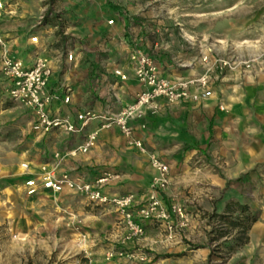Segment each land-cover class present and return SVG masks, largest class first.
<instances>
[{"label": "rangeland", "instance_id": "rangeland-1", "mask_svg": "<svg viewBox=\"0 0 264 264\" xmlns=\"http://www.w3.org/2000/svg\"><path fill=\"white\" fill-rule=\"evenodd\" d=\"M1 1L5 38L36 37L47 51L70 37L84 56L89 49L105 56L100 45L124 23L107 20L125 12L146 23L150 43L170 44L168 59L171 51L178 60L194 57L197 74L209 50L255 61L217 80L208 99L147 108L134 121L145 144L171 165L166 205L190 214L177 238L158 222L127 240L125 229L114 232L112 215L72 191L25 194L20 164L49 154L30 109L0 89V264H264V0ZM229 202L256 213L244 244L235 231L222 234L228 227L218 214Z\"/></svg>", "mask_w": 264, "mask_h": 264}, {"label": "built area", "instance_id": "built-area-1", "mask_svg": "<svg viewBox=\"0 0 264 264\" xmlns=\"http://www.w3.org/2000/svg\"><path fill=\"white\" fill-rule=\"evenodd\" d=\"M4 12V5L0 0V19ZM116 20L124 22L123 30L129 31L130 34L125 54L127 72L120 67L111 71L115 83L110 85L108 90L110 94H108L116 101L115 112L97 114L86 110L76 115V121L69 116H56L53 112V103L58 99V94L51 81L55 64L59 60L52 55L53 49L47 51L36 37H31V43L39 51H35L32 59L26 61L22 57L9 54V46L0 33V83L6 82L3 96L5 99L30 109L32 129L38 134L52 129H58L67 134L77 133L91 120L99 121L98 127L89 132L83 142L70 151L71 155L76 152H86L95 145L97 134L101 129L116 126L125 137L131 140L139 152L147 157L148 164L153 169L146 202L134 210L132 194H110L105 191L104 185L113 177L110 173H104L102 177L92 182L67 173L58 175L44 164L31 170L29 162H22L19 167L23 177L22 189L29 196H34L41 191L54 193L72 191L83 196L88 204L105 209L113 208L120 213L125 222L127 231L125 239L127 240L138 238L143 234L142 221L147 219L159 222L171 236L176 229L188 223L190 214L177 204L168 206L164 203L161 193L169 183V162L147 150L139 139L134 138L131 122L145 117L147 108L208 99L213 94L217 80H221L230 72L245 71L255 59L243 58L239 54L216 55L209 50L200 58L202 71L197 74L193 71L196 68L194 57L178 60V55L175 54L171 57L170 71H168L159 63L157 51L161 46L163 49L169 48L170 44L161 45L156 41L146 47L140 43V36L137 39L131 36L134 31L144 32L146 29L144 21L135 22L125 12H119L108 19L107 24L112 25ZM126 20L127 23H125ZM64 33L68 35L65 31ZM69 40L65 39L63 45L55 51L59 58L64 57L68 70L80 51L77 46L70 44ZM183 69L190 70L192 73L182 75L180 70ZM128 72H131V77ZM104 78L102 75L101 79ZM130 78L136 82L139 89L133 91L128 99H122L115 91L114 85L123 87ZM105 80L108 82L106 78ZM61 87L64 93L63 100L68 103L73 96L72 89L70 85ZM55 163L58 164L56 161Z\"/></svg>", "mask_w": 264, "mask_h": 264}, {"label": "crops", "instance_id": "crops-1", "mask_svg": "<svg viewBox=\"0 0 264 264\" xmlns=\"http://www.w3.org/2000/svg\"><path fill=\"white\" fill-rule=\"evenodd\" d=\"M119 26L118 28H112L105 44L100 45L101 48L99 50L107 51L105 56L101 57L91 49L88 50L89 54L84 56L83 51L80 50L76 54V60L69 70L66 68L64 57L59 58L56 54L57 48H51L53 49L52 55L59 60L55 64L51 81L53 88L58 94V99L53 103V112L56 116H69L73 121H76V115L86 110L97 114L112 113L117 110L116 101L109 95L108 91L110 85L115 83L111 71L114 68L120 67L124 72H127L128 67L126 66L125 54L130 34L129 31L123 30L122 23ZM0 33L2 34L1 30ZM146 33L147 29L141 33L134 31L131 36H134L136 39L140 36V43L149 47L156 41L150 43L148 34ZM2 37L6 41L7 46H9V54L12 56H19L28 61L32 59L34 52L37 51L29 41L21 42L16 37L5 38L4 34H2ZM159 43L163 45L162 42ZM164 50L166 49H163L161 46L157 51L158 60L166 70L170 71L171 62L169 60L174 53L172 51L169 52L168 59L165 56L166 51L164 52ZM85 57H88L89 60H85ZM193 71L196 73V70ZM180 73L188 75L192 71L183 69L180 70ZM128 74L131 77V72H128ZM102 75H104L108 82H106L105 78L101 79ZM5 83V81L0 83L1 92L5 90ZM62 85H70L72 89L73 96L68 103H65L63 100ZM114 88L122 99H128L133 91L139 89V86L130 78L129 82L125 83V86L120 87L118 84H115ZM165 106L167 105H161L160 107ZM147 120L148 118H146V122ZM131 124L134 128V138L139 139L147 150L153 152L145 144L144 139L140 135L142 129L139 126L136 129V122L134 121ZM98 125V120H91L88 125L77 133L67 134L58 129H52L43 134L37 133V139L44 138L43 150H47L49 156L45 160H42L40 157L36 160L38 161L37 163H34V159L24 162L31 164V170L35 169L36 166L44 164L53 169L58 175L67 173L92 182L102 177L104 173H110L113 177L108 179L104 185V190L110 194H132L134 210L138 209L147 200L153 169L148 164L147 157L139 152L131 140L125 137L116 126L101 129L97 134L95 145L87 150L86 153L76 152L74 155L70 154V151L83 142L87 134L95 130ZM128 148H132L133 150H126ZM157 155L160 156L159 154ZM170 170L171 165L169 172ZM161 196L166 204L164 191L161 193ZM101 211V213L112 215L115 220L114 225L116 227L114 232L116 235H120L123 232L122 229L126 231L125 226H123L124 228L120 226L124 225L125 222L119 212L113 208H103ZM116 222L120 223L116 225ZM142 222L145 228L153 223L158 224V222L151 219L143 220ZM158 227H162L160 223ZM161 230L163 231V228ZM175 232L172 236L177 238L178 234Z\"/></svg>", "mask_w": 264, "mask_h": 264}, {"label": "trees", "instance_id": "trees-1", "mask_svg": "<svg viewBox=\"0 0 264 264\" xmlns=\"http://www.w3.org/2000/svg\"><path fill=\"white\" fill-rule=\"evenodd\" d=\"M237 213L233 218V214ZM219 218H222L227 224L228 231L222 232L224 235H232L235 231V235L239 244H244L248 240V231L252 224L256 221V213L251 212L249 207L239 202H229L225 205L224 213L218 214Z\"/></svg>", "mask_w": 264, "mask_h": 264}, {"label": "bare ground", "instance_id": "bare-ground-1", "mask_svg": "<svg viewBox=\"0 0 264 264\" xmlns=\"http://www.w3.org/2000/svg\"><path fill=\"white\" fill-rule=\"evenodd\" d=\"M33 40H35V38L33 39ZM226 103L225 102H223L222 104H221V108L222 109H225L226 108ZM4 191H5V193H7V194H12L14 191L12 190V189H10L9 187H6L5 189H4Z\"/></svg>", "mask_w": 264, "mask_h": 264}]
</instances>
